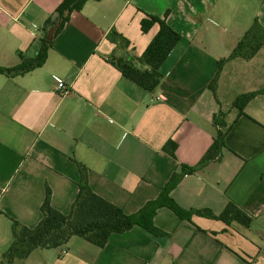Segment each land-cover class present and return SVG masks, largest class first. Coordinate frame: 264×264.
Instances as JSON below:
<instances>
[{"label": "crops", "instance_id": "1", "mask_svg": "<svg viewBox=\"0 0 264 264\" xmlns=\"http://www.w3.org/2000/svg\"><path fill=\"white\" fill-rule=\"evenodd\" d=\"M63 1L0 0V68L36 56ZM148 16L181 35L153 92L112 63L115 52L142 56L160 28L144 33ZM255 20L264 27V0H88L54 34L43 66L0 73V264L13 242L12 220L35 228L47 188L52 206L68 215L84 166L94 193L136 213L184 165L199 164L216 117L230 127L220 157L185 175L171 197L186 211L215 215L232 202L253 218L249 226L200 215L189 221L162 207L153 222L163 234L136 226L111 234L103 248L73 236L13 264H264V45L219 70ZM112 30L127 48L107 38ZM59 81L69 93L57 90ZM255 92L263 93L239 115L235 100ZM170 140L175 159L163 150Z\"/></svg>", "mask_w": 264, "mask_h": 264}, {"label": "trees", "instance_id": "2", "mask_svg": "<svg viewBox=\"0 0 264 264\" xmlns=\"http://www.w3.org/2000/svg\"><path fill=\"white\" fill-rule=\"evenodd\" d=\"M88 0H64L56 10L54 19H50L46 24L57 27L55 36L70 21L72 12L83 8ZM99 1V0H95ZM159 24L158 33L152 39L145 52L140 57L129 54H113L112 63L122 73L123 77L138 85L147 92H153L163 78L162 65L170 53L181 40V35L172 29L165 21L157 17L148 16L141 21V29L147 33L154 24ZM107 38L117 48L124 49L129 46V42L115 30L110 31ZM52 41L42 39V45L33 59L22 58V63L13 68H0L1 74L19 75L30 72L43 66L47 57L48 47ZM264 45V27L255 20L247 30L230 56L219 62V70L222 65L231 59L243 58L250 60ZM219 73V71H218ZM211 83V88L215 91L218 74ZM263 92L249 93L239 96L233 103L238 114H244L247 103ZM218 126L213 143L196 166L182 167L180 173L172 175L165 185L160 195L149 202L143 208L133 214H127L120 207L106 201L98 196L89 185L88 170L80 166L81 178L79 181V191L68 215H64L56 210L51 204V190L47 188L46 197L41 206L42 219L35 228H29L16 220H12L13 242L9 250L4 255L5 264H13L16 259L27 258L34 250L59 248L68 243L70 238L78 236L90 244L103 248L113 233H123L134 227H140L153 235L163 234L154 226V217L159 208L167 207L182 219L191 220L193 215L217 219L231 224L237 221L244 226H249L253 218L243 209L230 202L222 213L215 215L211 210H191L182 209L171 197L172 190L180 183L185 175L192 174L204 168L210 161L220 157L225 146V136L230 127L219 118L214 119ZM163 150L172 158H176L177 144L170 140Z\"/></svg>", "mask_w": 264, "mask_h": 264}, {"label": "built area", "instance_id": "3", "mask_svg": "<svg viewBox=\"0 0 264 264\" xmlns=\"http://www.w3.org/2000/svg\"><path fill=\"white\" fill-rule=\"evenodd\" d=\"M57 90H59L62 94L69 93L70 91V86L66 85V83L59 81L57 83Z\"/></svg>", "mask_w": 264, "mask_h": 264}, {"label": "water", "instance_id": "4", "mask_svg": "<svg viewBox=\"0 0 264 264\" xmlns=\"http://www.w3.org/2000/svg\"><path fill=\"white\" fill-rule=\"evenodd\" d=\"M56 26L55 27H53V28H51L50 30H49V32H48V35H47V40L48 41H51L52 40V38H53V36H54V34H55V31H56Z\"/></svg>", "mask_w": 264, "mask_h": 264}]
</instances>
